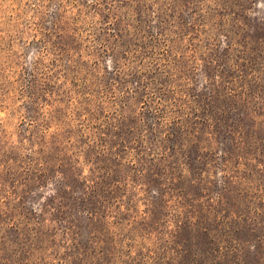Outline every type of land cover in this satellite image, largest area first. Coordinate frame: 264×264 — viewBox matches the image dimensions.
<instances>
[{
  "label": "rangeland",
  "instance_id": "rangeland-1",
  "mask_svg": "<svg viewBox=\"0 0 264 264\" xmlns=\"http://www.w3.org/2000/svg\"><path fill=\"white\" fill-rule=\"evenodd\" d=\"M258 195L264 0H0V264H264Z\"/></svg>",
  "mask_w": 264,
  "mask_h": 264
},
{
  "label": "trees",
  "instance_id": "trees-1",
  "mask_svg": "<svg viewBox=\"0 0 264 264\" xmlns=\"http://www.w3.org/2000/svg\"><path fill=\"white\" fill-rule=\"evenodd\" d=\"M201 119V118H200ZM206 120H208V118H205ZM205 119L204 120H202V121H205ZM178 122V121H177ZM180 124L182 125V123H181V121H180ZM153 153V152H152ZM132 156L134 155L135 156V154H131ZM150 159H148L149 160V163H150V165L149 166H147V170H152L153 171V169L155 168V167H157V166H161V164H162V161H164V160H167V158H166V155L165 154H163L162 153V155L161 156H157V155H155V156H153V157H149ZM224 160H225V163H226V167L227 168H229V166H228V158H224ZM177 166H179V165H177ZM186 169V168H185ZM170 170H174V167L173 166H171V169ZM176 170H178V168L176 167ZM154 172V171H153ZM138 173L139 174H142V176H144V172H142V170L140 169V170H138ZM172 173V175H173V172H171ZM152 174H157V171H155L154 173H152ZM160 173H158V175H159ZM176 176L177 177H179V179L182 177V175H179V174H176ZM171 184H173V183H171ZM178 191V190H177ZM179 191H181V189H179ZM258 197L260 198V200L261 199H264V196H259L258 195ZM104 201V200H103ZM260 202H262V201H260ZM257 204V202L256 201H254V202H252L251 204ZM263 206L264 205V203L262 202V204H259V206ZM253 211V213H254V215H256L255 217H251V220H255L257 217H259L260 218V216H261V210L255 205V208L252 210ZM250 219V218H249Z\"/></svg>",
  "mask_w": 264,
  "mask_h": 264
}]
</instances>
